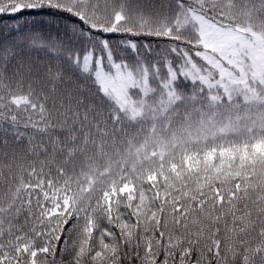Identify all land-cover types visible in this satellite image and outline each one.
<instances>
[{
	"label": "clouds",
	"instance_id": "9594fccd",
	"mask_svg": "<svg viewBox=\"0 0 264 264\" xmlns=\"http://www.w3.org/2000/svg\"><path fill=\"white\" fill-rule=\"evenodd\" d=\"M65 3L82 11L89 24L101 27H112L119 14L120 31L101 35L112 42L134 40L138 46L134 51L113 43L119 59L127 61L131 55L136 61L142 51L140 56L149 63L159 62L164 55L174 61L186 57L197 77L202 72L207 82L183 80L187 86H177L179 98L161 107L157 101L168 98L167 90L160 85L162 77L153 75L147 83L151 89L147 96L135 90L138 101L140 97L143 100L133 115L132 110L119 107L98 88L91 71L82 72L79 64L67 55L56 61V74L52 75L53 66L39 59L41 53L47 55L46 48L21 45L19 54L8 56L0 64V108L8 114L13 130L26 138L23 145L5 143L0 147V175H16L15 183L9 186L10 198L0 206V212L15 216L20 211L13 205L15 197L22 196L19 190L25 183L24 173L31 175L30 169L34 170L37 163L33 157L39 156L40 149L47 152L43 144L37 148L32 143L33 133L20 129L24 122L16 114L22 108L36 109L40 123L33 127L43 132L45 138L51 137L53 151L40 158V166L52 164L59 169L55 183L60 187L70 185L67 190L73 198L66 214L49 219L45 209L37 217L39 225L36 220L11 225L7 235L0 238V249L8 255L15 247L19 237L14 236V229L27 237L28 243L39 245L44 242L39 235L43 225L51 220L48 228L51 232L57 221L67 220L63 239L52 240L55 254L49 252L46 258L41 255L38 264H98L96 252L101 251V242L109 246L103 249V264H145L146 245L153 242L157 256L168 249L166 264H172L177 252L183 256L190 250L204 256V264H208L210 257L205 250L215 241L223 242V264H237L238 260L239 264H255L253 257L257 250L264 264V153L252 147L264 140V68L255 58L257 51L264 50V0H65ZM189 7L195 9L202 22L192 24L183 19ZM63 13L67 23L58 32H42L45 38L66 40L73 35L70 26L77 23L84 25V31L89 30L79 17ZM178 16L182 21L179 25ZM173 45L179 54L170 52ZM128 63L132 66L131 61ZM21 97L25 100L23 105L17 104ZM89 125L104 132L105 137L111 133L110 139L101 138L95 148L87 149L61 144L57 131L64 130L68 139H75L83 131L87 141ZM157 139L164 143L152 145L156 155L146 163L122 172L115 170L117 162L130 154L131 148L147 147L149 141ZM245 145L247 158L242 160L236 151L231 172L207 166L205 154L210 150L219 161L221 149L237 150ZM161 148L166 149L162 163ZM58 149L65 152L62 159L55 157ZM185 155L192 158L194 167L185 164ZM109 160L111 164L107 163ZM172 164L176 165L175 171ZM106 167L112 168L109 175L90 186L85 177ZM153 173L155 179L150 180L148 177ZM123 183L134 184L146 199L143 203L139 199L129 202L126 193L117 192L110 211L103 193L111 195L113 184ZM217 189L225 196L224 202L217 197ZM178 206L183 211H176ZM137 207H141L138 225L134 222ZM161 211L162 221L157 223L152 216L159 218ZM157 231L162 233L163 246L161 236L155 234ZM89 243L91 247H86ZM137 251L140 258L136 257ZM150 259L155 264V257ZM160 264H165V260ZM178 264H188V260L181 259Z\"/></svg>",
	"mask_w": 264,
	"mask_h": 264
},
{
	"label": "trees",
	"instance_id": "16d2710c",
	"mask_svg": "<svg viewBox=\"0 0 264 264\" xmlns=\"http://www.w3.org/2000/svg\"><path fill=\"white\" fill-rule=\"evenodd\" d=\"M66 23H67V19L64 13L55 9H48V8L26 9L22 16L9 17L5 15L3 17H0V64L5 62L8 56L20 53L19 47L21 46V44L19 43L18 37L21 33H27L33 30H38L41 32H50V31L58 32L61 29V27ZM32 48L38 49L39 47H32ZM24 55L25 57L27 56L26 53ZM66 55L67 52L47 49V55L41 53L39 59L42 60L46 65L51 64V66H53L52 75H55L56 61L59 58H62ZM139 55H143V51ZM119 61L120 63L124 64V60L119 59ZM128 61L132 62V66H130L129 63L127 65L133 71L135 67L134 63L136 61L133 60V57L131 55L128 56L127 62ZM33 62H36L35 59L33 60ZM91 65L92 62L90 65L88 64V67H85L83 60L79 64L80 70L82 72L87 73L91 71L95 77L97 67H95V69H92ZM84 69H87L88 71H84ZM95 84L102 91L101 86L97 84L96 80H95ZM177 86L186 87L187 85L183 80H181L177 84ZM133 90L134 89L130 90V95L133 94L134 92ZM141 100H143V97L141 98ZM24 103L25 100L23 97L17 100V104L23 105ZM157 103L161 107H165L168 101L160 98V100H158ZM16 115L19 120L24 122L19 125L20 129L28 133H33L34 138L32 140V143L36 144L37 148H39V146L43 144L45 146V149H47V152H45L44 149H40L39 156L33 157L34 159L37 160L35 169L34 170L30 169L31 175H29V172L24 173L23 178L25 180V183L22 185V187L19 190L20 193H22V196L18 195L17 197H15L16 202L13 205V207L19 208L20 211L15 216H8L4 212H0V238H3L4 236L7 235V230L11 225H16V224L23 225L31 220H36L37 225H39L40 221L39 219H37V217L40 215V213L45 212V209H47L45 215L49 219H51L53 216L56 215L66 214L67 209H69L73 198L72 193L67 190L70 185L60 187L55 183L54 178L56 175L60 174L59 169L55 168L52 164H47V166L43 168L40 166V162H39L40 158L47 156L48 153H52L53 146L50 143L51 141L50 136L45 138V134L43 132H40L37 130V128L33 127V124L39 125L40 123L39 112L34 108H22L21 111L17 112ZM73 127L75 128V126ZM88 127L90 131L87 141H84L83 131H80L75 139H68L64 130L57 131L54 129L53 131H57V134L61 138V144H64L65 142L68 145L76 144L84 147L85 149H87L88 147L95 148L96 141H99L101 138L110 139L111 137V133H109V135L105 137L104 132H101L99 129H92L91 125H89ZM116 135H117V139H119L120 133H117ZM125 135H127V133H125ZM18 136H19L18 132L13 130L11 123H9L8 114L5 112L3 108H0V147H2L5 143H8L10 145L11 144L23 145L26 142V138L23 136H19L18 138ZM155 143L163 144L164 141L159 139L155 141H149L148 146L147 147L145 146L146 148L145 150L155 151L156 150L155 147L152 146ZM257 144L261 145L263 143L257 142ZM140 148L141 146H134L133 148H131L130 154H125V156L122 157L117 162V164L115 165V170L118 172H122L124 169L133 167V162L131 159L134 158V156L137 157L138 154L142 155V153L144 152L141 151ZM234 152H236V150L233 149L232 153ZM131 153H134V155H131ZM213 153H214L213 154L214 157L217 159L216 153L215 152ZM64 155L65 152L63 150L58 149L55 152V157L57 159H62ZM76 155L77 156L81 155L79 150L77 151ZM184 162L189 168L194 167V165L192 164V158L187 155H185ZM107 163L111 164V161L109 160L107 161ZM171 168L174 171L176 169V165L172 164ZM111 171L112 168H108V167L104 168L103 170H96L94 175L90 174L89 176L85 177V179L88 180L90 186L96 185L100 183L104 179V177L108 176ZM151 176H149L148 178L150 180H154L155 173L151 174ZM91 180H93V182H91ZM15 181H16L15 173H13L12 175H8L7 173L0 175V206H3V204L7 201V199L10 198L9 186L11 184H14ZM237 187L239 186L237 185ZM110 192L111 195L107 191L103 193L106 204L107 206H109L110 211L113 200L115 199L117 192L126 193L129 202H131L134 199H139L143 203L146 199L144 193L139 189H137V187L132 183H123L120 184L119 186L113 184L112 188L110 189ZM216 195L221 202H224L225 196L220 194L219 189L216 190ZM164 199H167V196H165ZM129 206H131V203L129 204ZM29 208L31 209V212L28 211ZM149 209H150V205H149ZM176 211H183V208L178 206L176 208ZM140 212H141V207H137L134 214V222L137 225L141 222L140 219L141 215L139 214ZM152 219L156 220L157 223H160L162 221V211L159 218L153 215ZM89 224H91V221H89ZM124 227L126 228L127 224H125ZM155 234L157 236H162V233L160 231H157ZM14 236L23 237L22 233L19 230H15V229H14ZM57 236H59V232H57ZM103 244L104 243L101 242V255L99 257L96 256L98 264H103V260L105 259L103 249H107L109 247L108 246L105 248L103 247ZM86 247H91V244L89 243L88 245H86ZM146 247L147 250L149 251L151 250L150 243L147 244ZM221 249H223V242H221ZM133 251H135V249H133ZM213 251H215V249H213ZM125 252H127V248H125ZM36 253H37V249H33V254L35 255ZM222 254L223 253L221 252V256ZM133 259H135L134 256ZM191 259H194V257H191ZM253 259L255 260V264H261V257L259 256V254H256L253 257ZM13 264H15V261H13ZM213 264H215V261H213ZM237 264H239V260L237 261Z\"/></svg>",
	"mask_w": 264,
	"mask_h": 264
},
{
	"label": "snow or ice",
	"instance_id": "6c2138e0",
	"mask_svg": "<svg viewBox=\"0 0 264 264\" xmlns=\"http://www.w3.org/2000/svg\"><path fill=\"white\" fill-rule=\"evenodd\" d=\"M181 7L183 8V3L181 2ZM55 9L60 12H69L73 17H79L80 20L84 21V24L88 26V31H84V25L81 24H73L70 26V31L73 33L72 36H69L65 39H48L45 38L43 33L38 30L29 31L27 33H21L18 37L19 43L21 45L27 44L30 47H39V48H47L49 50H60L61 52H67V56L72 59L75 63L80 64L83 60L84 66L88 67V56H91L92 59V69H95L97 64L101 66L105 65L106 61H111L112 63L119 64V58L114 51L113 43H119L127 48L132 50L137 49V44L134 40H121L118 42H112L107 38H104L101 33L106 34H116L120 31L118 22L120 20L119 14L116 16V23L112 27H101L97 24H89V22L85 19L82 11L78 10L73 4L65 3V0H0V17L9 16H22L26 9ZM184 20L188 23L195 24L198 21H201V18L196 14L195 9L189 7L185 9ZM181 18L177 17V25L181 23ZM172 29L168 30V34L170 35ZM99 47L100 51H97ZM145 47L150 48L151 45H145ZM187 51V50H186ZM170 52L173 55L179 54V49L173 45L170 48ZM264 52V50H261ZM128 62L124 61V65H127ZM133 71L137 72L139 75L143 77L146 83H148L153 75L156 77H162L160 79V85L162 88L167 90V96L169 102L174 99H178L177 94V81L178 80H199L207 82V77L202 72L197 77L196 73L192 69L191 65L188 63L187 58L172 60L168 55H164L161 57L159 62H145L143 58L138 54L136 65ZM211 86V85H209ZM215 99V97H213ZM259 143H264V140L258 141ZM236 151L240 152V149ZM233 149H221L220 155L224 157L225 153H232ZM213 151H209L205 154V161L208 162L213 156ZM242 160L245 159L246 154L240 152ZM223 163V160L221 161ZM46 214V213H45ZM55 216H53L54 218ZM69 221H57L54 228H52L51 232L48 230L51 220H49L48 224L42 226V230L39 235L44 237V242L42 244L28 243L27 237H19L16 239V245L11 249L10 254L6 255L5 252L0 249V264H38L39 258L43 255L45 258L49 252L55 254V250L52 247V240H60L63 239V228L67 227ZM63 224V227H61ZM59 232V236L54 235ZM164 241L161 236V245L163 246ZM103 247H108L107 243L103 244ZM154 242L151 244V250H147L144 253L143 260L145 264H153V261L150 257H155V264H160V261L165 260L166 264V253L168 249H163L159 252V255H156V252L153 251ZM33 249H37V253L33 254ZM215 249V251H213ZM207 256L210 257L208 260V264H223L221 260V241H215L214 243H210L209 247L205 250ZM257 254H259V250H257ZM101 255V251L96 252V256L99 257ZM136 257L140 258V251H137ZM189 257H194V259H189ZM184 259L188 260V264H204L205 258L200 254H194L191 250L184 253L183 256L180 252H177L175 256L172 258V264H178V261ZM247 261V257H245Z\"/></svg>",
	"mask_w": 264,
	"mask_h": 264
},
{
	"label": "rangeland",
	"instance_id": "374dc122",
	"mask_svg": "<svg viewBox=\"0 0 264 264\" xmlns=\"http://www.w3.org/2000/svg\"><path fill=\"white\" fill-rule=\"evenodd\" d=\"M255 58L261 61L260 67L264 68V52L257 51L255 53ZM92 62L91 56H88V64L90 65ZM106 66H101L100 64H97L96 67V76L95 80L98 85L101 86L102 92L105 93V95H109L112 101L117 104L121 108H129L132 110L133 115H135V109L137 107V104L141 102V98L138 101L137 99V93L136 89H139L143 95H148V93L151 91L150 88H148L147 83L143 79L141 75H139L137 72L132 71L128 65H124L122 63L116 64L112 63L111 61L105 62ZM108 64V67H107ZM136 65V62L134 63ZM84 71H88L87 69H84ZM134 89L133 94L130 95V90ZM163 100H167L169 102V99L161 98ZM20 103V102H18ZM254 150H256L258 153H264V143L263 144H256L252 146ZM145 146H141L140 150L144 151L141 154H138L137 157L134 156L132 158L133 167L135 168L137 164L139 163H146L148 159L151 158V156L156 155V151H148V156H145ZM166 149L161 148L159 150V155L161 161H163V156ZM240 152H243L246 154V157L248 156V146H243L240 148ZM239 152V154H240ZM131 155H134V153H131ZM237 152L234 153H225L224 157H221L219 161L214 157H211V159L206 162L207 166L215 169L216 171H221L224 169H227L229 172H231V165L232 161L236 158ZM241 156V155H240ZM223 160V163L221 162ZM176 170V169H175ZM174 170V171H175ZM151 176V175H149ZM152 177V176H151ZM93 182V180H91ZM141 215V212L139 213Z\"/></svg>",
	"mask_w": 264,
	"mask_h": 264
}]
</instances>
